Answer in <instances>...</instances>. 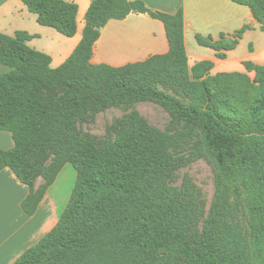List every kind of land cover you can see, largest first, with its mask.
Returning <instances> with one entry per match:
<instances>
[{
    "label": "trees",
    "instance_id": "16d2710c",
    "mask_svg": "<svg viewBox=\"0 0 264 264\" xmlns=\"http://www.w3.org/2000/svg\"><path fill=\"white\" fill-rule=\"evenodd\" d=\"M36 21L66 37L76 32L78 6L66 0H21ZM250 8L264 31V0H232ZM147 13L160 20L168 52L120 67L92 64L100 28L110 19ZM245 24L227 38L197 36L200 45L223 59L234 49ZM34 35L0 32V130L13 140L0 148V171L8 168L28 188L21 202L32 215L64 163L75 170V182L56 224L11 264H264V64L243 61L252 80L239 78L252 96L240 108L223 91H212L206 79L210 60L188 67L182 8L169 14L149 9L142 0H92L84 15L82 37L59 66L30 47ZM181 89L186 84L195 102L183 103L159 89L165 71ZM190 77L188 79V75ZM159 81V80H158ZM186 83V84H185ZM151 101L176 121L199 131L205 155L216 172V198L200 233L187 238L189 209L174 197H159V179L173 168L169 138L132 113L124 116L118 137L95 147L73 128L91 109ZM50 154L51 162L47 163ZM44 182L34 189L36 178ZM243 196L249 254L227 225L229 200Z\"/></svg>",
    "mask_w": 264,
    "mask_h": 264
},
{
    "label": "crops",
    "instance_id": "0c3cea01",
    "mask_svg": "<svg viewBox=\"0 0 264 264\" xmlns=\"http://www.w3.org/2000/svg\"><path fill=\"white\" fill-rule=\"evenodd\" d=\"M77 4L76 32L66 37L52 27L40 25L36 15L28 11L21 0H0V32L13 35L22 30L34 35L27 44L35 50L50 56V66L62 64L72 53L82 37L84 15L92 0H66ZM154 11L173 14L182 8L184 15V44L188 57V67L202 60L214 63L212 71H229L237 64L241 68L243 61H253L260 57L255 53L263 39L264 31L255 21L246 5L232 0H142ZM249 25L237 46L226 51L223 59L216 57V51L200 45L196 37L218 40L227 38L243 25ZM261 38V39H260ZM248 40V52L237 55L241 42ZM264 46V43H263ZM254 47V49H253ZM168 40L163 23L147 13H130L123 19H110L100 28V34L94 44L90 59L92 64H107L120 67L128 63L145 61L152 56L168 52ZM10 70L0 64V74ZM242 71V70H240ZM13 146L10 132L0 130V148ZM28 188L8 169L0 171V264H11L25 249L37 242L57 221L52 203L45 195L32 215L26 214L21 202L28 194Z\"/></svg>",
    "mask_w": 264,
    "mask_h": 264
},
{
    "label": "rangeland",
    "instance_id": "374dc122",
    "mask_svg": "<svg viewBox=\"0 0 264 264\" xmlns=\"http://www.w3.org/2000/svg\"><path fill=\"white\" fill-rule=\"evenodd\" d=\"M260 47L255 44V53L260 52V57H253V61H264V35ZM248 40L240 43L237 55L248 52ZM254 49V47H253ZM242 70V71H240ZM244 73L253 79L254 74L248 73L237 64L229 71H212L203 74L198 81L206 79L212 91H223L235 105L244 107L252 96V91L244 87L242 81L235 77L221 75V73ZM171 71H165L157 80L159 89L175 95L183 103L195 102L199 94L198 81L195 82L194 92L186 84L184 89L171 78ZM135 113L143 119L148 126L169 138L168 152L173 159V168L165 173L157 184L156 190L159 197H174L183 202L189 209L187 220V238L190 242L200 233L202 225L208 216L216 198V172L211 160L205 155L198 130L188 128L171 117L162 107L151 101H141L129 104H119L111 107L91 109L83 117L74 121V129L79 135L87 138L95 147L115 140L123 129L124 116ZM53 154L47 160L51 162ZM44 179L39 175L34 183L37 189ZM75 182V170L70 163H64L57 173L53 183L47 188L44 196L49 194L48 200L52 203L55 212V221L59 219L71 193ZM43 196V198H44ZM42 198V199H43ZM229 215L227 225L232 227L239 235L245 253L249 254V240L247 231V214L240 194L229 200ZM251 264V262L249 263Z\"/></svg>",
    "mask_w": 264,
    "mask_h": 264
}]
</instances>
